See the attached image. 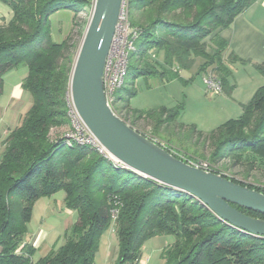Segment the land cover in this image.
I'll use <instances>...</instances> for the list:
<instances>
[{
  "label": "trees",
  "instance_id": "obj_1",
  "mask_svg": "<svg viewBox=\"0 0 264 264\" xmlns=\"http://www.w3.org/2000/svg\"><path fill=\"white\" fill-rule=\"evenodd\" d=\"M0 1L13 13L9 22L0 25V98L4 77L23 67L28 74L22 89L32 98L20 125L4 140L0 158V264H95L101 239L113 224L118 238L116 264H141L143 247L158 237L172 239L162 252L166 264H264L263 237L230 226L188 193L119 168L93 147L69 145L66 138L53 133L69 125L73 57L70 39L55 41L51 17L70 11L75 20L93 0ZM256 1L127 0L130 22L139 36L124 83L115 93L114 112L141 134L140 121L153 124L154 136L178 123L182 104L150 110H137L131 104L138 95L139 79L184 81L174 68L182 72L197 68L199 76L213 73L224 91H232L233 71L228 64L240 59L228 54L229 42L222 32ZM257 69L264 77V65ZM242 109L238 119L207 135L212 165L229 162L251 170L264 166V85ZM222 176L264 194V188ZM62 191L77 221L63 244H55L36 261L38 250L29 244L31 237L25 239L34 208L40 199Z\"/></svg>",
  "mask_w": 264,
  "mask_h": 264
},
{
  "label": "rangeland",
  "instance_id": "obj_2",
  "mask_svg": "<svg viewBox=\"0 0 264 264\" xmlns=\"http://www.w3.org/2000/svg\"><path fill=\"white\" fill-rule=\"evenodd\" d=\"M7 8L8 6L0 1V13H3ZM92 8L93 4L87 12L79 14L75 20L73 19L74 13L70 11H60L51 17L55 41L61 43L66 39H70L73 65L82 44ZM85 22L86 26L84 27ZM255 34L262 38L254 41L249 35L244 36V33L238 30L233 35L240 50L248 51L245 54L247 57L240 56L241 59L238 57L240 64H228L233 71L234 77L231 79V84L236 83L237 85L235 93H233L234 89L230 92L226 91L225 95H222L224 93L223 90L221 96L211 92L208 93L203 81L204 75H197V68L185 73V76L181 74L182 71L178 68H174L173 71H178L184 81L176 79L161 83L160 86L156 84L158 83L157 79H139L136 82L138 95L131 100V104L140 108H144L145 106H152V108H154L153 106H165L170 109L182 104L183 110L178 123L165 127L162 133L154 136L152 133L153 124L146 121H140L137 124V128L142 133H146L142 135L154 138L157 142L163 144L167 150H171L180 156L183 161L187 160V163L207 164L211 170H218L221 176L223 174L246 185L264 188V166L262 167L260 164L256 165L255 170H251L246 165L233 167L229 162H224L217 166L212 165L210 154L213 150L207 136L210 132L220 127L227 120L228 114H231V110L228 113L226 112L227 104L236 100H246L251 92L255 91L254 93H256L264 85V77L257 69V66L264 64H259L255 59V57H258L257 60L264 59V31L255 32ZM151 56L152 58L159 59L155 54ZM27 74V68L23 67L8 73L4 77L3 95L0 98V112L5 108L6 111L9 110L8 104L11 103L13 91L18 84L23 82ZM26 94L27 99H23L24 102L20 101L10 104V107H13L8 111V119H11V114H15L16 112L17 122L21 123L32 105L31 95L27 92ZM8 119H6L7 122ZM203 129L204 133L201 132ZM70 130L71 123L69 121L67 127L58 131L55 129L53 133L56 131V133L58 132L59 135L66 138ZM205 130L208 132H205ZM196 131L203 133V136L199 137ZM68 144L71 145L70 142ZM65 197V193L62 191L52 197L42 198L36 203L32 221L28 226L30 235L25 239H29L40 228H43L48 232L50 239L54 238V245L63 244L66 233L71 230L77 221V214L67 209ZM115 230V225L113 224L104 233L100 249L96 255L95 264H116L117 260L114 263V259L115 257L118 258V238ZM159 239L160 237L149 241L142 250L143 259H146L147 255L153 253L154 256L151 264H166V261L162 258V250L166 246L163 248L162 242L160 244ZM169 240L172 239L169 238ZM43 256V252H38L34 259L37 261Z\"/></svg>",
  "mask_w": 264,
  "mask_h": 264
},
{
  "label": "water",
  "instance_id": "obj_3",
  "mask_svg": "<svg viewBox=\"0 0 264 264\" xmlns=\"http://www.w3.org/2000/svg\"><path fill=\"white\" fill-rule=\"evenodd\" d=\"M125 0H94L92 13L70 76L74 107L103 148L127 169L188 193L220 220L264 238V194L176 158L117 116L103 86L104 69Z\"/></svg>",
  "mask_w": 264,
  "mask_h": 264
},
{
  "label": "built area",
  "instance_id": "obj_4",
  "mask_svg": "<svg viewBox=\"0 0 264 264\" xmlns=\"http://www.w3.org/2000/svg\"><path fill=\"white\" fill-rule=\"evenodd\" d=\"M138 36L139 30L131 25L128 13V3L127 0H125L104 69V92L106 100L112 110L115 106V93L124 83L128 70L130 53L135 50L134 42ZM203 77L208 92L214 93L215 95H221L223 93L222 84L215 74L209 73L205 74ZM68 107V117L71 123V130L66 135L68 142L77 143L79 145H89L99 154L111 160L115 166L126 168L121 162L113 158L92 135L76 111L70 94H68ZM150 139L167 150L163 144H160L154 138ZM170 153L173 155L175 154L172 151ZM188 163L199 169L211 172L207 164H197L194 162ZM116 217L117 212H114L113 219L115 220Z\"/></svg>",
  "mask_w": 264,
  "mask_h": 264
},
{
  "label": "crops",
  "instance_id": "obj_5",
  "mask_svg": "<svg viewBox=\"0 0 264 264\" xmlns=\"http://www.w3.org/2000/svg\"><path fill=\"white\" fill-rule=\"evenodd\" d=\"M12 17H13L12 10L8 7L7 10H4L3 13H0V25L3 22H9L12 19ZM237 30L239 32L244 33V36L249 35L254 41L260 40L262 38L261 36L256 35L255 32L259 33L261 31H264V0H257L256 3L250 9H248L246 12H244L242 15H240L235 20L233 26H231L228 30H225L222 32V36H224V38L229 42L228 54L234 53L237 57H239L241 59V57H247V56H245V54H247L248 51H241L238 43L236 44V42H235L236 39L233 38V35H234V33L236 34ZM255 59L257 62H259V64H264V59L257 60L258 57H255ZM237 63H239V62H237ZM237 63H235V64H237ZM185 73H187V72H182L181 74L184 75ZM22 83L18 84L15 87L13 94H12V97H11L12 100L10 101L11 102L10 104H14L16 102L23 101V99L24 100L27 99V94L22 89ZM161 83H163V82L158 80V83H156V84L161 86ZM232 85H234L233 93H235L237 91V85H236V83L232 84ZM254 92H251L248 95V97L246 98V100H238V101L236 100L233 102L230 101L231 103L226 105L227 106L226 112L228 113L229 110H231V114H228L229 116L226 117L227 120L225 122H227L229 120H233V119H238L242 115V112H243L242 106L247 104L250 101V98H252L253 95L255 94ZM225 94H226V91H224V93L222 95H225ZM10 104H8L9 110L6 111L5 110L6 108H5L4 109L5 111L3 110L0 112V158H1V155H2L3 149H4L3 143H4V140L6 139L7 135L10 133L11 130H13L14 128H16L17 126L20 125L19 122H17L16 112H15V114L10 113L11 119H8V117H9L8 111H10V109L13 107V106L10 107ZM132 107L134 109H137V110H150V109H158L160 107H165V106H153L154 108H152V106H145L144 108H140V107H136V106H132ZM166 108L170 109L169 107H166ZM6 119H8V122L6 121ZM15 124H17V125H15ZM201 132L204 133V129L201 130ZM205 132H208V131L205 130ZM53 239L52 238L50 239L49 234L46 231V229L44 230L43 228H40L36 233H34L32 235V237L30 238L29 244L32 247H34L35 249H37L38 252H40V253L43 252L44 256H46L52 250V248L54 246L53 243L55 240L53 241ZM159 240H160L159 241L160 244L162 242L163 248L165 246L167 247V245L170 244V240L168 237H166V238L160 237ZM163 250H162V252H163ZM153 256L154 255L152 253L150 255H147L146 259H143V257H144V255H143L141 264H151ZM116 260H117V257H115L114 263Z\"/></svg>",
  "mask_w": 264,
  "mask_h": 264
}]
</instances>
